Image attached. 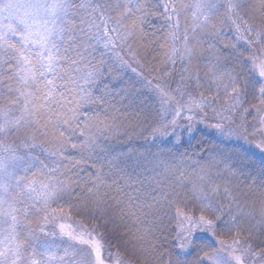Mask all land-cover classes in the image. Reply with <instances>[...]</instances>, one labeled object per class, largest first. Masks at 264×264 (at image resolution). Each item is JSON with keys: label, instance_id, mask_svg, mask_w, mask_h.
<instances>
[{"label": "snow or ice", "instance_id": "6c2138e0", "mask_svg": "<svg viewBox=\"0 0 264 264\" xmlns=\"http://www.w3.org/2000/svg\"><path fill=\"white\" fill-rule=\"evenodd\" d=\"M161 8L160 16L169 23L164 35L156 39L163 41L161 48L171 47V54L165 53L166 63L175 64L177 58L182 62L181 80L193 60L204 58L205 77L211 80L206 86L215 85L217 96L232 98L233 106L249 103L247 97L264 103V52L246 54L254 46L264 49V0L247 4L241 0H158L153 6L146 0H0V140L31 133L22 141L26 152L19 153V146H0V264H106L102 242L70 224L55 226L58 240L40 241L30 224L47 221L50 204L58 200L82 205L105 219L123 220L126 243L133 249H152L151 231H144L147 221L182 204L189 208L184 202L185 188L198 201L197 211L202 214L183 217L180 229H174L180 251L169 264H188L186 257L193 250V264H229L221 256L226 249L212 251L215 246L205 245L207 237L197 235L196 230L213 233L231 226L227 228L230 234L237 220L226 219L216 201L221 193L234 201L232 186L239 183V176L253 179L254 170L243 161L221 168V161L201 165L195 159L188 164L157 153L128 154L101 142L117 131L114 118L109 119L112 101L129 110L137 107L141 95L109 62L113 50L133 38L155 43L145 40L144 24ZM250 12L257 14L255 20ZM181 13L192 17L182 32ZM214 17L220 23L230 21L237 33L235 42L224 44L230 49L227 55L218 47L221 33ZM177 42L180 47H175ZM241 42L246 50L238 47ZM194 79L201 84L198 76ZM155 93L154 116L151 124L145 120V134L154 140L171 137L179 144L181 135L174 129L182 109L175 108L169 115L174 97L159 86ZM89 106H94L90 115L82 111ZM255 147L264 154V138ZM72 152L79 153V158ZM256 175L264 191V159ZM204 214L215 217L217 223ZM180 217L177 211L172 220ZM39 231L57 234L43 225ZM234 252L228 250V255L235 264H242L243 258Z\"/></svg>", "mask_w": 264, "mask_h": 264}, {"label": "trees", "instance_id": "16d2710c", "mask_svg": "<svg viewBox=\"0 0 264 264\" xmlns=\"http://www.w3.org/2000/svg\"><path fill=\"white\" fill-rule=\"evenodd\" d=\"M158 0H146L149 6H153ZM171 2V0H170ZM185 3H193L191 0H184ZM251 2V1H250ZM249 2V3H250ZM163 9L156 11L155 15L148 16L144 24V31L146 33L145 40H155V43L147 44L145 41L133 38L127 42V48L121 49L120 52L113 50L112 59L110 63L115 65L116 73L123 78L127 83L135 84L140 95V100L136 108L125 110L116 101H112L114 107L109 108L110 122L114 118L117 124V131L108 134V139L101 141L102 143L110 144L117 150H123L128 154H143L149 156L151 153L162 154L164 156L173 157L177 160L183 159L186 163L192 164V161L198 160L201 165L207 164L210 161H221V168L237 164L238 161H243L246 168L252 171L253 179L257 182L253 183V179H248L247 174L239 176V183L232 186V196L234 201L226 199L223 193L220 194L216 203L220 207L224 217H235L237 225L232 228L230 234L227 233L226 226L215 229L213 233H200L196 230L197 235L206 236L204 244L214 245L215 251L218 241H237L241 242L242 246L248 249L251 253H264V191L259 188V178L256 173L261 167V160L264 155H260L258 151L253 149V141L251 137L247 138V133L233 129L230 132H224L215 127H209L202 123L196 117L190 115L188 110L182 109V114L177 118V126L174 129L175 134L181 135V143L177 144L171 137H164L161 139H153L151 134H145L147 124L152 123V116H154V108L156 97V87L159 86L165 91H168L174 97L175 86L182 83V89L189 93L196 89L195 95L202 96V98H211L216 95L218 99L215 101L224 103L228 97L221 99L216 94L215 85L211 88L206 86L211 84V80L205 77L204 65L207 64V59L193 60L188 72L184 73L185 79L181 80V73L184 71L181 67V61H176L175 64L166 63L168 57L165 53L171 54V47H160L162 40L156 37H162L167 31L165 27L169 22L164 20L160 13ZM245 13L241 12L243 17ZM185 18L192 19L190 13H184ZM252 18L255 20L257 14L250 12ZM217 30L221 33V41L218 47L223 50L222 55H227L230 49H225L224 44L235 42L237 35L235 28L231 26V22L220 23L218 19L213 18ZM175 24V19L171 22ZM243 23V21H241ZM155 34V36H153ZM246 35V34H245ZM14 41L18 39L13 38ZM180 42H177L175 47H178ZM205 47H207L205 45ZM238 47L241 50H246V46L241 42ZM196 51V49H194ZM252 51H264L258 46L252 49H247L246 54ZM99 55V53H97ZM207 56V53H205ZM107 59V57H105ZM226 63V61H225ZM168 71H165V69ZM199 77L201 84L197 85L194 77ZM206 82V83H205ZM210 93V95H208ZM221 96L223 90H220ZM235 94V93H233ZM169 107V115L174 114L175 100ZM247 104H240L239 114L245 117L244 124L249 126L252 122L256 110L259 109L261 102L252 101ZM213 100V99H212ZM2 107V106H0ZM94 106L84 108L82 111L86 114H91ZM191 117V119H189ZM147 119V124L145 120ZM190 127V131L186 130ZM170 132L173 130L170 128ZM30 132H22L19 136H10L14 138L13 144L11 140L5 139L13 148H17L19 153L28 151L23 147L22 141L30 136ZM72 155L79 158V153L72 152ZM260 155L261 157H259ZM136 156L133 155V160ZM25 163V161H23ZM86 167V165H83ZM131 191V189H129ZM185 200L190 207L185 209L183 204L179 209L173 208L168 211L167 215L160 213L154 219L147 221L148 227L144 228L147 233L151 231L148 239L154 245L152 249L142 251L140 249H133L125 241L126 229L125 222L119 218L110 217L103 218L97 215L94 211L89 212L83 209L82 205L70 206L58 200L56 203L50 204L49 209L52 211L61 212V215L71 219L74 224L87 230L100 239L110 255H116L128 261L130 264H169L171 260L175 261V252L180 251L179 239L174 232L179 230L183 217L193 216L198 218L202 213L197 211L199 206L198 201L191 198V193L184 189ZM113 194H116L113 191ZM140 194V193H135ZM123 198V193H120ZM150 199V197H149ZM59 204V207H56ZM242 209V211H237ZM179 211L181 217L179 220H172V216ZM206 219L217 223L215 217L204 214ZM40 220V219H39ZM38 220V221H39ZM37 221L31 223L35 224ZM217 244V245H216ZM188 264H193L196 260V253L193 250L192 255L186 257Z\"/></svg>", "mask_w": 264, "mask_h": 264}, {"label": "rangeland", "instance_id": "374dc122", "mask_svg": "<svg viewBox=\"0 0 264 264\" xmlns=\"http://www.w3.org/2000/svg\"><path fill=\"white\" fill-rule=\"evenodd\" d=\"M194 2V0H191ZM251 0H241V2L247 4ZM188 18H185L184 13H181L179 17V27L181 32L185 29L187 25H191L192 19L187 20ZM176 22V21H175ZM190 31V30H189ZM18 39L17 37H13ZM127 43L121 42L120 45L115 48V51L120 52L121 49L127 48ZM181 46V43L178 47ZM191 46V43L189 44ZM207 46V45H206ZM194 51V49H193ZM197 51V50H196ZM264 52V51H262ZM179 56V54H177ZM180 61L179 58H177V62ZM184 63H187V60L184 61ZM182 83H178V87L175 86L174 89V97L175 100V106H179L180 108H183L184 110H188L190 115L193 117H196L202 123L209 125V127H215L218 129H221L224 132H230L233 131V129H237L242 131V133H247V138H252V143L254 144L252 147L255 151H258V153L261 155L259 149L255 147V144L259 143L262 138H264V103H261L259 109L256 110V113L254 115V118L249 126H245L244 121L245 117L241 116L239 114V108L240 105L233 106V100L232 98L228 97L226 101L223 103H219L215 101V103H210L213 98L218 99L216 95H213L211 98H202V96L195 95L196 89L193 88L192 92H186L184 89L181 88ZM210 95V93L208 94ZM235 94H233L234 96ZM10 138V137H9ZM7 138V139H9ZM12 141L11 144H13L14 138H10ZM5 140H0V146H10L8 143L4 142ZM13 147V146H12ZM0 154H2V151H0ZM258 155L259 157H261ZM264 155V154H262ZM262 158V157H261ZM19 163L23 164V161H20ZM44 214H41L43 216ZM48 219L47 221L40 219L35 220L37 221L35 224H30V227L36 228V235L39 237L41 242L44 241H51L53 239L58 240L59 233L58 229L55 227L59 223H65L70 224L76 231L84 230L88 232L85 229H82L81 227L74 224V222L69 219L68 217H65L61 215V212L58 211H52L49 209L47 213ZM183 223V220L181 224ZM43 225L47 228L49 233L55 231L57 234L55 237L52 235H45L44 232L39 231V227ZM181 227V225H180ZM179 227V229H180ZM199 230V229H197ZM93 235V234H92ZM93 237L102 242L100 239ZM186 243V241H185ZM219 246L217 248L226 249L221 251V256L229 261V264H235V261L231 259V257L228 255V250L235 249L234 254L241 256L242 264H264V253L260 254L257 252L251 253L248 249L244 248L241 244V242L237 241H218L217 243ZM216 244V245H217ZM103 252H104V258L106 260V264H130L128 261L120 258L116 255H110L108 251H106L103 243Z\"/></svg>", "mask_w": 264, "mask_h": 264}]
</instances>
